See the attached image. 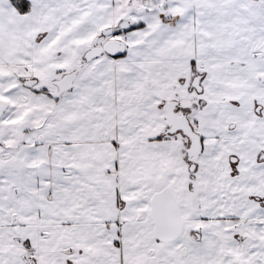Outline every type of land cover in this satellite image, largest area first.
I'll return each instance as SVG.
<instances>
[{"label": "snow or ice", "instance_id": "6c2138e0", "mask_svg": "<svg viewBox=\"0 0 264 264\" xmlns=\"http://www.w3.org/2000/svg\"><path fill=\"white\" fill-rule=\"evenodd\" d=\"M0 264H264V0H0Z\"/></svg>", "mask_w": 264, "mask_h": 264}]
</instances>
